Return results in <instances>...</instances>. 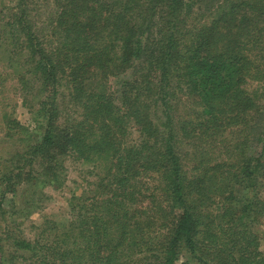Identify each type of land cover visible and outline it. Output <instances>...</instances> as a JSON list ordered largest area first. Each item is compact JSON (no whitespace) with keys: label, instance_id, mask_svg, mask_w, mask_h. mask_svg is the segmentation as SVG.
Listing matches in <instances>:
<instances>
[{"label":"trees","instance_id":"obj_1","mask_svg":"<svg viewBox=\"0 0 264 264\" xmlns=\"http://www.w3.org/2000/svg\"><path fill=\"white\" fill-rule=\"evenodd\" d=\"M8 1L0 264H264V0Z\"/></svg>","mask_w":264,"mask_h":264},{"label":"rangeland","instance_id":"obj_2","mask_svg":"<svg viewBox=\"0 0 264 264\" xmlns=\"http://www.w3.org/2000/svg\"><path fill=\"white\" fill-rule=\"evenodd\" d=\"M51 1L52 0H33V2L35 3L43 2V4H45V2H49V4H51ZM11 5L12 3L10 4L8 0H0V17H1V14L3 13L5 14L3 23L7 21L9 18L8 15H10L9 12H11L10 11ZM41 11L45 12L46 8L43 7ZM3 23H0V33L2 34V35L0 34V42L3 41L7 43L9 41L5 36V32L3 31V29L5 28H3V26L1 25ZM7 51L8 50H3L2 47L0 48V75L2 78H4V82H3L4 92L2 93V95H0V118H1L2 113L8 110V111H11L10 113L16 119H18L22 124L30 125L31 122L29 120V115L26 112L25 108L22 107L20 104L21 99L18 96L19 92L16 89L17 93H15V89L13 88V87H17V81H16V76L13 79L9 75L12 69L8 67L7 62H6L8 60L6 56L7 54H9ZM4 62H6V64ZM10 105L13 108H11ZM2 135H3V132L1 131V128H0V154H2L6 150V146H4L3 143H1ZM66 166L68 170L67 172L68 180L66 182L65 187H63V189L59 191L52 190L51 188H47L45 190L46 193H48L51 196V199L46 204L45 208L43 209L41 213H34L31 216V220H33L34 222L37 223L39 221L40 214H47L50 218L55 219L57 221H61L66 218V212H67L66 198L69 196L70 191L71 190L74 191V189L77 186L74 183V181H76V183L79 184L81 182L80 176L83 177L82 172L89 169V167H87L86 165L80 162H77V161L74 162L71 160L67 161ZM27 234L28 236L31 235V233L29 232ZM262 248L264 249V243L262 245Z\"/></svg>","mask_w":264,"mask_h":264}]
</instances>
